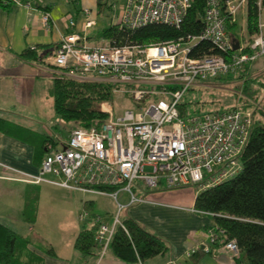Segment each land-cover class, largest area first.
I'll list each match as a JSON object with an SVG mask.
<instances>
[{"label":"built area","instance_id":"built-area-1","mask_svg":"<svg viewBox=\"0 0 264 264\" xmlns=\"http://www.w3.org/2000/svg\"><path fill=\"white\" fill-rule=\"evenodd\" d=\"M13 1L33 8L30 0ZM193 1L127 0L119 24L130 30L152 23L180 28ZM0 2L8 4L10 0ZM248 4L249 0H207L200 34L148 45L114 41L100 46L90 44L85 35L77 32L62 36L52 55L54 72L79 81L114 86L122 95H129L137 108L126 109L115 117L114 108L104 102L102 111L108 117L90 127L59 117L58 123L69 137L47 142L48 152L40 174L32 181L41 182L51 174L66 188L114 197L126 190L132 204L145 200L134 193L137 181L147 188H156L165 181L168 187L192 184L202 191L236 175L254 123L253 111L235 107L182 116L179 104L196 81L222 77L264 55V0H257L259 30L250 42L234 49L227 27L236 23L240 11L247 12ZM86 11L90 13L89 9ZM42 21L46 28L52 26L49 11L43 12ZM68 23L76 25L73 18ZM93 24L95 21L88 19L85 27ZM202 40L212 43L219 52L193 55V49ZM247 46L250 52H244ZM124 207L119 204L113 225L102 221L101 216L95 218L100 224L96 239L102 254L109 249L115 228L123 226L120 212ZM84 217L85 213L80 215V219ZM207 231L212 245L223 232H217L214 225ZM220 248L239 254L235 239ZM197 249L201 248L193 252ZM203 249L210 250L206 246Z\"/></svg>","mask_w":264,"mask_h":264},{"label":"crops","instance_id":"crops-1","mask_svg":"<svg viewBox=\"0 0 264 264\" xmlns=\"http://www.w3.org/2000/svg\"><path fill=\"white\" fill-rule=\"evenodd\" d=\"M126 1L30 0L33 8L13 0L0 3V221L28 240L26 247L34 252L38 264H236L232 253L210 243L207 228L213 220L209 213L196 208L200 190L195 185L168 187L162 181L156 188H147L137 181L134 193L145 200L130 204L131 195L126 190L114 197L63 187L57 177L45 175L41 182L32 181L40 174L48 152L46 136L56 140L69 137L65 128H59L52 94V55L58 42L62 36L77 32L92 45L109 44L104 30L119 24ZM113 8L118 12L112 15ZM44 11L52 15L50 28L43 25ZM105 11L107 15L102 20L100 16ZM69 18L75 20V26H69ZM88 19L95 24L86 28ZM120 195L127 199L122 202ZM102 196L116 201L117 214L119 204H124L120 212L124 217L120 215V219L133 218L161 237L169 249L136 262L118 258L110 247L104 254L99 247L87 254L78 250L76 237L83 228L96 224V216L109 225L114 223L115 218L95 213ZM28 199L37 208L33 223L25 214ZM83 210L85 217L80 219ZM90 210H94V222L88 224L84 220L91 218ZM204 246L210 251L203 250ZM195 248L201 249L193 252ZM190 252L193 253L189 255Z\"/></svg>","mask_w":264,"mask_h":264},{"label":"trees","instance_id":"trees-1","mask_svg":"<svg viewBox=\"0 0 264 264\" xmlns=\"http://www.w3.org/2000/svg\"><path fill=\"white\" fill-rule=\"evenodd\" d=\"M206 2L207 0H194L180 28L152 23L130 30L116 24L105 29L104 34L110 43L116 41L118 44L129 42L139 45L178 39L187 34L197 35L204 28ZM235 25L236 23L227 25L230 34ZM258 30L257 0H249L247 31L253 35ZM231 37L234 44L237 41L239 43L235 35L231 34ZM250 51L249 46L244 48V52ZM218 52L212 43L202 40L193 49L192 54L207 55ZM28 55L33 54L28 52ZM250 63L243 67L248 69L247 64ZM242 68L224 76L231 78L233 73ZM250 90L251 87L247 85L245 91L249 93ZM52 94L56 114L67 122L90 127L106 120L109 115L101 110L100 104L112 99L111 85L79 81L54 72ZM243 105V109L252 107L248 102ZM179 111L185 116V105L182 102L179 104ZM252 111L254 123L241 153V169L233 177L200 191L195 202L198 210L210 213L216 231L223 230L214 246L221 247L232 239L237 241L239 254L234 255L236 264H264V119L256 120L255 110ZM261 113L264 116V111ZM53 139L46 136L45 146ZM36 210L35 202L28 199L25 214L31 223L34 221ZM122 223L123 226L118 225L115 228L110 243V248L118 258L127 262L143 261L169 249L161 237L147 230L133 218L127 217ZM99 227L100 224L96 222L91 228H83L76 237L75 247L84 254L99 247L102 254V246L96 239ZM27 244L28 240L0 221V264H38L34 252L26 247Z\"/></svg>","mask_w":264,"mask_h":264},{"label":"rangeland","instance_id":"rangeland-1","mask_svg":"<svg viewBox=\"0 0 264 264\" xmlns=\"http://www.w3.org/2000/svg\"><path fill=\"white\" fill-rule=\"evenodd\" d=\"M115 11L118 12L115 8L113 10L110 9L112 15ZM106 15L107 11L102 13L100 19L105 20ZM231 34L235 35L242 45L251 41L254 34L250 35L247 31L246 11H240L237 14L236 25L231 29ZM247 85L251 87L249 93L245 91ZM104 102H107L114 108L115 117L121 115L126 109L137 108L129 95L127 97L122 95L121 92L115 90L114 86H112V99ZM104 102L100 104L101 110ZM244 102L252 105L251 109L255 110L256 120L264 119L261 113L264 111V55L259 60L257 59L251 62L250 68L246 69L243 67L238 72L233 73L231 78L222 76L208 81H196L182 98V103L185 105V116H197L203 113L227 110L235 107L243 108ZM58 125L61 130H64L62 124L58 123ZM46 176L56 178V176L51 174H47ZM119 197L122 202L127 199L123 195ZM116 206V201L113 198L102 196L95 208V213L102 215L104 218L110 217L114 219L117 214ZM85 211L83 210L82 213ZM92 211L94 212V210L89 211L90 216L93 213ZM120 215L121 219H123L124 212ZM84 221H87L88 224L94 222L92 221V216L91 218L87 217Z\"/></svg>","mask_w":264,"mask_h":264},{"label":"water","instance_id":"water-1","mask_svg":"<svg viewBox=\"0 0 264 264\" xmlns=\"http://www.w3.org/2000/svg\"><path fill=\"white\" fill-rule=\"evenodd\" d=\"M233 46H234V49H238V47H239V43H238V41L234 44V42H233Z\"/></svg>","mask_w":264,"mask_h":264}]
</instances>
